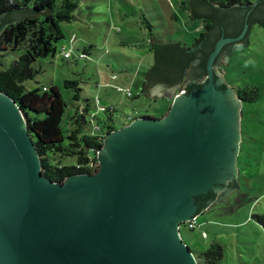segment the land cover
<instances>
[{
	"label": "water",
	"instance_id": "95a60500",
	"mask_svg": "<svg viewBox=\"0 0 264 264\" xmlns=\"http://www.w3.org/2000/svg\"><path fill=\"white\" fill-rule=\"evenodd\" d=\"M194 9L217 32L198 53L151 40L161 51L152 91L173 98L171 107L161 119L138 118L110 133L94 174L47 179L26 118L0 92V264H200L182 225L243 188L245 107L228 81L237 48L254 50L264 0L228 13L197 0ZM47 16H0V36Z\"/></svg>",
	"mask_w": 264,
	"mask_h": 264
},
{
	"label": "rangeland",
	"instance_id": "374dc122",
	"mask_svg": "<svg viewBox=\"0 0 264 264\" xmlns=\"http://www.w3.org/2000/svg\"><path fill=\"white\" fill-rule=\"evenodd\" d=\"M76 1V20L62 24L65 38L58 45L56 58L38 60L34 68L41 72L35 80L25 82V86L28 89L58 86L67 103L63 128L67 127L75 93L66 85L69 80L79 82L82 98L90 102L87 118L96 116L90 128L107 118V114L99 111L100 107L116 109L114 119L119 128L120 122L125 124L129 118L161 119L173 98L158 97L152 91L153 84L149 88L152 99L142 92L145 73L155 63L150 42L190 47L201 29V19L191 17L192 0ZM252 33L254 50L237 48L228 81L233 88L247 86V93L256 87L260 96L255 102L244 104V143L240 157L243 188L229 201L208 209L199 217L194 230L182 225L185 241L197 257L213 244L223 247L224 257L219 264H264V224L258 220L264 217V27L256 24ZM73 35L78 36L74 58L87 47L90 54L87 60L62 58L61 48H70ZM196 67L186 84L193 81ZM114 75L117 80L112 79ZM118 86L130 90L133 96L118 92ZM75 162L72 158L63 161L66 165Z\"/></svg>",
	"mask_w": 264,
	"mask_h": 264
},
{
	"label": "trees",
	"instance_id": "16d2710c",
	"mask_svg": "<svg viewBox=\"0 0 264 264\" xmlns=\"http://www.w3.org/2000/svg\"><path fill=\"white\" fill-rule=\"evenodd\" d=\"M192 0V18L197 16L195 2ZM206 4L218 7L225 12H232L238 8L253 10L261 0H203ZM78 8L76 0H0V16L10 14L13 11L25 10L32 13L47 11L46 18L33 21L30 18L22 20L19 25H8L0 36V92L9 95L18 105L26 118L28 130L37 152L41 159L42 174L54 183L63 184L74 175L94 174L99 169L98 152L103 148L106 137L131 124L135 119H127L126 123L117 126L114 119L116 109L113 107H100L99 111L107 114V118L90 128V124L96 119L92 115L91 120L87 116L90 111V102L81 96L82 88L78 81H66V85L75 90L72 97V110L67 116L66 128L62 123L65 118L67 103L64 100L58 86H41L28 89L25 82L35 80L41 69H35L34 64L41 59L56 58L58 45L64 40L62 24L72 23L76 20L75 10ZM263 27L262 25L258 24ZM218 24L201 19L199 36L190 47L181 44L165 45L180 46L188 53H198L210 43L211 37L217 32ZM72 39V37H71ZM69 41L72 48V57L66 58L62 47L60 54L64 60L74 58V43ZM78 40V36H76ZM154 43V40L152 41ZM156 45V44H155ZM157 47H163L156 45ZM242 49L246 47H241ZM155 52V63L145 73L146 79L142 86V92L148 98L149 88L154 84L155 75L161 68V51L151 47ZM90 55L88 48L78 54L74 61L87 60L79 55ZM77 55V54H76ZM197 67L194 72L196 74ZM195 76V75H194ZM115 77V78H114ZM117 76L112 77L117 80ZM186 84V83H185ZM191 85L183 89L188 92ZM118 88H121L119 91ZM118 92H124L123 87L118 86ZM248 87H238L237 91L243 104L252 103L259 99L258 88H253L247 93ZM128 96V95H127ZM133 96V94H132ZM131 96V97H132ZM154 99V98H153ZM168 100V99H167ZM173 99L170 100L169 107ZM79 103V104H74ZM99 104V102H98ZM75 159V164L66 165L64 159ZM264 224V217H258ZM199 225V223H198ZM195 229V228H194ZM192 229V230H194ZM224 257L223 247L217 243L199 256L200 264H219Z\"/></svg>",
	"mask_w": 264,
	"mask_h": 264
},
{
	"label": "built area",
	"instance_id": "2783aa9c",
	"mask_svg": "<svg viewBox=\"0 0 264 264\" xmlns=\"http://www.w3.org/2000/svg\"><path fill=\"white\" fill-rule=\"evenodd\" d=\"M75 41H77V40H76V35H73V36H72V39H71V42L74 43ZM63 53H64V56H65L66 58H71V57H72V48H70L69 50H65V49H63ZM79 56H80L81 58H87V56L84 55V54H80ZM114 78H115V77H114ZM118 90L120 91L121 88H118ZM125 93H126L129 97H131L132 94H133L130 90H126ZM198 219H199V218H197L196 220H190V221H188V222H186V223H183V225L188 226L190 229H194V228L198 227Z\"/></svg>",
	"mask_w": 264,
	"mask_h": 264
},
{
	"label": "flooded vegetation",
	"instance_id": "af4514ba",
	"mask_svg": "<svg viewBox=\"0 0 264 264\" xmlns=\"http://www.w3.org/2000/svg\"><path fill=\"white\" fill-rule=\"evenodd\" d=\"M192 82H193V81H191V82L185 84V86H187V85H191ZM237 88H238V87H237ZM237 88L234 87V89H235L236 91H237ZM181 93H186V92H185L184 90H182ZM237 93H238V91H237ZM186 94H187V93H186ZM238 95H239V94H238ZM239 96H240V95H239ZM163 99H168V98H167V97H163Z\"/></svg>",
	"mask_w": 264,
	"mask_h": 264
}]
</instances>
